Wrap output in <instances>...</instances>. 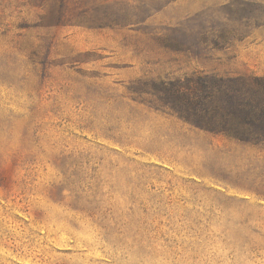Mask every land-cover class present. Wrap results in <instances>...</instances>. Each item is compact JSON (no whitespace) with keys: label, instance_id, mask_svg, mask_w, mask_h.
<instances>
[{"label":"rangeland","instance_id":"1","mask_svg":"<svg viewBox=\"0 0 264 264\" xmlns=\"http://www.w3.org/2000/svg\"><path fill=\"white\" fill-rule=\"evenodd\" d=\"M204 74L264 76V0H0V264H264V143L172 106Z\"/></svg>","mask_w":264,"mask_h":264},{"label":"trees","instance_id":"2","mask_svg":"<svg viewBox=\"0 0 264 264\" xmlns=\"http://www.w3.org/2000/svg\"><path fill=\"white\" fill-rule=\"evenodd\" d=\"M196 78L200 87L191 88L184 97L174 87L172 106L176 110L203 129L264 143V76L204 74Z\"/></svg>","mask_w":264,"mask_h":264}]
</instances>
